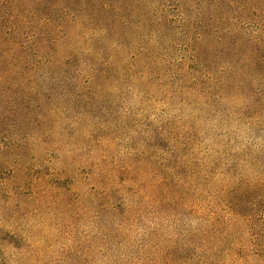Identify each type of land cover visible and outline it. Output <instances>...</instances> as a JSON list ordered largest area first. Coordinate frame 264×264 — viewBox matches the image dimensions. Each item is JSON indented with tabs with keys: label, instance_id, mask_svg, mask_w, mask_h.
I'll list each match as a JSON object with an SVG mask.
<instances>
[{
	"label": "rangeland",
	"instance_id": "obj_1",
	"mask_svg": "<svg viewBox=\"0 0 264 264\" xmlns=\"http://www.w3.org/2000/svg\"><path fill=\"white\" fill-rule=\"evenodd\" d=\"M107 86L91 103L70 90L5 115L0 264H264L257 224L233 215L251 199L243 156L264 164L263 125H239L234 99L203 107L170 74ZM106 189L104 212L94 194ZM208 219L210 243L172 248Z\"/></svg>",
	"mask_w": 264,
	"mask_h": 264
},
{
	"label": "trees",
	"instance_id": "obj_2",
	"mask_svg": "<svg viewBox=\"0 0 264 264\" xmlns=\"http://www.w3.org/2000/svg\"><path fill=\"white\" fill-rule=\"evenodd\" d=\"M161 73L175 77L203 107L234 99L238 124L264 129V0H0V126L5 115L44 105L57 93L74 90L91 103L110 82H144ZM243 158L245 174L237 175L249 188L240 196L251 199L233 215L237 224H257L261 258L264 164ZM162 194L172 202L179 198L172 183ZM94 197L106 212L115 193L106 189ZM107 213L116 214L112 208ZM131 215L124 209V220ZM216 229L208 219L172 248H201Z\"/></svg>",
	"mask_w": 264,
	"mask_h": 264
}]
</instances>
